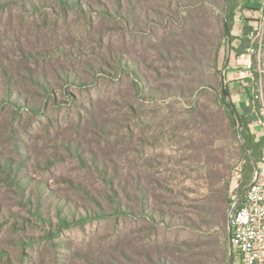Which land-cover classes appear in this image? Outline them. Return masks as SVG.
<instances>
[{
  "label": "rangeland",
  "instance_id": "1",
  "mask_svg": "<svg viewBox=\"0 0 264 264\" xmlns=\"http://www.w3.org/2000/svg\"><path fill=\"white\" fill-rule=\"evenodd\" d=\"M85 1L0 0V80L27 102L0 110V264H224L246 154L219 91L255 137L264 36L241 79L224 0Z\"/></svg>",
  "mask_w": 264,
  "mask_h": 264
},
{
  "label": "built area",
  "instance_id": "2",
  "mask_svg": "<svg viewBox=\"0 0 264 264\" xmlns=\"http://www.w3.org/2000/svg\"><path fill=\"white\" fill-rule=\"evenodd\" d=\"M264 36V13L255 21L248 32L249 45L241 54L238 77L249 78L252 73V55L259 52ZM260 94L254 97L259 98ZM264 113V112H263ZM257 141L264 142V116L249 124ZM234 202L232 203L233 206ZM230 208L231 245L234 264H264V146L255 168L250 184L237 206ZM236 260V261H235Z\"/></svg>",
  "mask_w": 264,
  "mask_h": 264
},
{
  "label": "trees",
  "instance_id": "3",
  "mask_svg": "<svg viewBox=\"0 0 264 264\" xmlns=\"http://www.w3.org/2000/svg\"><path fill=\"white\" fill-rule=\"evenodd\" d=\"M63 4H65L66 6H71V7H75L77 9H81L83 6H86L87 9L91 8V5L94 4H98L99 1L97 2H87L84 0H60ZM249 0H246V2H248ZM100 4V3H99ZM239 5V0H228L227 2V11H226V24H227V28L229 30V34H226L225 32V27H224V23H223V27H222V34L223 37L226 38L227 43L230 42V50L234 51L235 54L241 55L242 53L245 52V49L247 48L248 44H249V40L247 38V33L248 31L251 29V25L245 24L243 26V34L239 39V43L236 47H233L231 45L232 41L235 39L234 36L231 35V29H232V25H233V17H234V10L236 7H238ZM246 5V3H245ZM254 62V61H253ZM255 64V63H253ZM254 71V65L252 68V75L255 77V79H258L261 75L258 72H253ZM5 77H6V82L1 81L0 80V110L5 109L6 107H8L9 105L11 107H13V111H15L14 113H17V110H19L20 108L22 109L24 106L27 105V102H21L20 101V97L19 95L17 96L16 93V89L14 88V84L13 79L11 74L9 73L8 70H3ZM264 73V72H263ZM64 74V72H63ZM68 80L69 76L68 73L64 74ZM264 75V74H263ZM47 93L50 94L51 90L49 91V89H47ZM249 93V92H248ZM227 96L224 94V91L221 89L219 91V102H220V106L223 109V113L224 115L227 117L228 119V126L231 129L232 133L234 134V137L238 143V147L239 149L244 152L246 154L245 157V163L243 165V181L241 183L244 184V190L247 188V186L250 184L251 180H252V176H253V172H254V168L255 165L254 163L258 160L259 156L261 155L263 146H264V142L263 141H256L255 137L253 134H250L247 128V123L244 121L245 117L249 116H241V122H242V128L240 131V135L237 132V120H236V110H235V105L234 103L231 101L230 96H229V92L227 91ZM54 98V97H53ZM250 114L252 116H255V114L253 112H250ZM113 190V189H111ZM26 191V190H23ZM115 194V191H114ZM117 196V194H115ZM55 199V195H50V198ZM51 198V199H52ZM57 198V196H56ZM27 202L31 203L32 199H33V194L31 191L27 192ZM59 199V198H58ZM67 209L69 210V214L71 217V221H74V219H76V216L79 215L80 213L76 212L77 210H74L73 212L71 211V208L69 206V204L67 205ZM117 210L119 209V207L117 206L116 208ZM61 222L63 223H68L69 220H67V215H64V217L61 218ZM228 223L226 224V227L223 228V239H224V264H228V260H227V247L229 245V239H228Z\"/></svg>",
  "mask_w": 264,
  "mask_h": 264
},
{
  "label": "crops",
  "instance_id": "4",
  "mask_svg": "<svg viewBox=\"0 0 264 264\" xmlns=\"http://www.w3.org/2000/svg\"><path fill=\"white\" fill-rule=\"evenodd\" d=\"M243 1V2H242ZM250 1L247 3L246 0H239L238 7L234 10V17H233V25L231 29V35L235 37V39L232 41L231 45L233 46L236 41H239L238 38H240L243 34V26L245 24L253 25L255 21H257L258 18L261 15V8H257L250 4ZM246 3V5H245ZM248 34V33H247ZM233 47H236L235 45ZM228 51L230 52V42H228ZM233 52V51H232ZM248 110V108H247ZM247 112V116H249Z\"/></svg>",
  "mask_w": 264,
  "mask_h": 264
},
{
  "label": "water",
  "instance_id": "5",
  "mask_svg": "<svg viewBox=\"0 0 264 264\" xmlns=\"http://www.w3.org/2000/svg\"><path fill=\"white\" fill-rule=\"evenodd\" d=\"M227 2L228 0H224V8H223V17H224V27H225V32L226 34H229V30L227 28V24H226V11H227ZM224 94L227 96V93L224 91ZM236 114V118H237V132L240 135V131H241V122L239 121V117L237 115V112H235ZM247 188L243 191V193L237 198L236 201H234V204L232 206V209L237 206L239 204V202L241 201V199L243 198L245 192H246ZM228 239H229V264H234V257H233V249H232V245H231V234H230V223L228 222Z\"/></svg>",
  "mask_w": 264,
  "mask_h": 264
}]
</instances>
